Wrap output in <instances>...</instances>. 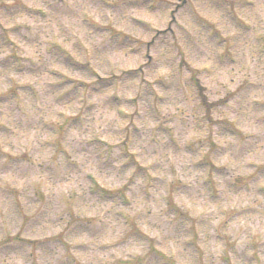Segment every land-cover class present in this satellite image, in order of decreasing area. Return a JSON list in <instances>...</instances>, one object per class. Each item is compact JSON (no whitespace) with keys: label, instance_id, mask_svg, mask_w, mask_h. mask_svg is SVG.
Wrapping results in <instances>:
<instances>
[{"label":"clouds","instance_id":"9594fccd","mask_svg":"<svg viewBox=\"0 0 264 264\" xmlns=\"http://www.w3.org/2000/svg\"><path fill=\"white\" fill-rule=\"evenodd\" d=\"M0 264H264V0H0Z\"/></svg>","mask_w":264,"mask_h":264}]
</instances>
